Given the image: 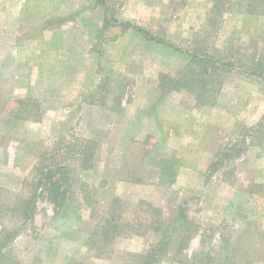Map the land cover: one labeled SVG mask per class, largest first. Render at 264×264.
<instances>
[{
    "label": "rangeland",
    "instance_id": "rangeland-1",
    "mask_svg": "<svg viewBox=\"0 0 264 264\" xmlns=\"http://www.w3.org/2000/svg\"><path fill=\"white\" fill-rule=\"evenodd\" d=\"M105 1L0 0V232L18 233L2 264H141L166 233L157 264H264V83L243 70L264 62V13L247 10L256 0ZM193 48L234 63L205 102L162 86ZM47 169L66 209L44 192L26 222L18 206Z\"/></svg>",
    "mask_w": 264,
    "mask_h": 264
},
{
    "label": "trees",
    "instance_id": "trees-1",
    "mask_svg": "<svg viewBox=\"0 0 264 264\" xmlns=\"http://www.w3.org/2000/svg\"><path fill=\"white\" fill-rule=\"evenodd\" d=\"M97 1H99L101 4H106L105 0H97ZM247 2H249V0H247ZM251 2L252 1H250V4H248L247 6L248 11L264 13V0H256L257 5H253ZM107 20L111 21L109 20V18H107ZM134 28L138 31H142L146 35H149L147 31L141 29L140 27L136 26ZM165 43L173 47L171 43H168L167 41ZM184 52H189L190 65L188 66V69L186 71H184L181 75L177 77H172L167 74L162 75L161 81H162V86L166 87L165 91H169L170 89L172 90L180 89L181 87H184L188 89V91L198 90L196 91V94H195L197 100H202L203 102H205L206 100L213 98L214 95L212 91L215 90L213 89L215 86L214 84H216L215 82L220 77V74H218L217 72L220 70H230L231 67L234 65V63H232L233 60L228 61V62H222L219 60L216 61V60H213L212 59L213 57L210 56L209 54L203 53L201 51L198 52L196 51L195 48H193L192 50L188 49L187 51L186 49H184ZM216 63H218L219 65ZM210 64H212V68L214 67V69H211V71H209V68L211 67ZM243 70H245V72L254 73L262 77L263 79L261 80L264 83V62L263 61L257 60L256 62H253L252 64H248L246 68L244 67ZM260 130H262V128H260ZM83 146L84 147L78 153L80 161L82 163V168L84 169L93 168L94 166L93 160L95 158L96 147L98 146V142H96L95 140H86V144ZM226 156L229 157L230 155L228 154ZM62 168H65L64 169L65 171L70 172L69 166L62 167ZM55 169L57 170V168ZM60 169L61 168H59L58 170ZM42 174H43V177L39 179V181L35 185V189H33L32 197L25 199L18 206L19 215L21 216V219L23 218L26 222L29 217L34 218V212L37 208L36 199L37 197L41 196L42 193L44 192H46L48 199L51 200V202H54L58 206L55 209L57 213H59L61 209H64V210L66 209L63 206V203L61 202L63 197H65L63 194L66 193V190H63V191L61 190L62 183L60 180L57 181L55 179L56 177L55 170L47 169V172L43 171ZM64 175H66L65 172L62 173L61 178L66 179ZM84 184L85 183H83V185ZM40 187H41V192L36 193ZM85 190L86 189H84L83 192L86 194ZM85 194H83L84 198L86 200H89L90 204H92L90 195L89 194L85 195ZM114 218L115 216L113 217V219ZM179 220H181L182 222L189 223L186 212L183 209H181L175 221H179ZM108 221L110 222V225H112L111 219ZM175 221L173 223H175ZM158 224L159 225L155 223L156 231H159L162 228L163 222H159ZM108 228H111V227L108 226ZM113 228L116 232L117 228L115 227ZM176 231L177 230H173L171 232L175 233ZM17 234L18 233L12 230V228H10V230L9 229L2 230V234L0 232V264L3 263L1 259V257L3 256L2 250L5 247H8L11 245L12 241L14 240ZM166 235L167 233L165 234L164 238H161V240L146 253L145 258L141 264H157L160 260L164 258V256L168 252V249H169L168 246L171 244V238L166 237ZM189 236L190 234L187 235L185 238H183L180 248H179V252H178L179 254H181L180 250L182 249V247L183 246L185 247V242H187ZM113 237L114 236H112V238Z\"/></svg>",
    "mask_w": 264,
    "mask_h": 264
}]
</instances>
